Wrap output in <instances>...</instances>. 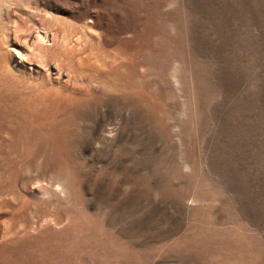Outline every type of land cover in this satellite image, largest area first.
Wrapping results in <instances>:
<instances>
[{"label":"rangeland","instance_id":"rangeland-1","mask_svg":"<svg viewBox=\"0 0 264 264\" xmlns=\"http://www.w3.org/2000/svg\"><path fill=\"white\" fill-rule=\"evenodd\" d=\"M0 264H264V0H0Z\"/></svg>","mask_w":264,"mask_h":264},{"label":"bare ground","instance_id":"bare-ground-1","mask_svg":"<svg viewBox=\"0 0 264 264\" xmlns=\"http://www.w3.org/2000/svg\"><path fill=\"white\" fill-rule=\"evenodd\" d=\"M42 37V36H41Z\"/></svg>","mask_w":264,"mask_h":264}]
</instances>
